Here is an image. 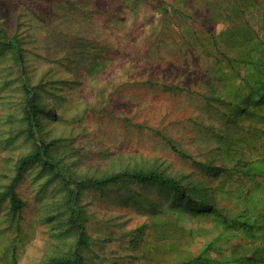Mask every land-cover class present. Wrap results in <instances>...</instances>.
Wrapping results in <instances>:
<instances>
[{
	"label": "rangeland",
	"instance_id": "rangeland-1",
	"mask_svg": "<svg viewBox=\"0 0 264 264\" xmlns=\"http://www.w3.org/2000/svg\"><path fill=\"white\" fill-rule=\"evenodd\" d=\"M234 6V0H0L1 42L16 39L20 49L18 57L0 44V195L20 160L44 141L54 143L52 159L67 176L101 177L141 168L182 179L195 175L206 181L223 213L242 212L257 181L231 171L235 162L229 163L218 145L221 132L229 140L236 137L247 153L244 160L251 161L252 147L239 140L246 131L226 130L225 108L209 105L196 92L204 94L201 82L212 65L205 52L210 33L223 31L220 21ZM245 16L264 39L259 7ZM25 83L53 111L36 138L30 137L25 119ZM209 161L230 172L204 175L200 163ZM221 183L225 187L219 191ZM128 186L122 193L136 188L161 201L155 185ZM16 191L21 209L14 212L9 199L0 203V264L73 257L79 236L68 225L62 177L35 163L25 167ZM117 193L86 189L80 196L90 244L80 254L87 264L264 260V228L250 233L223 226L215 213L193 215L169 205L158 210L127 206ZM250 214L252 223L258 221ZM158 227H168V236L158 235ZM140 230L146 234L136 248L129 240ZM199 256L203 260L194 261Z\"/></svg>",
	"mask_w": 264,
	"mask_h": 264
},
{
	"label": "trees",
	"instance_id": "trees-1",
	"mask_svg": "<svg viewBox=\"0 0 264 264\" xmlns=\"http://www.w3.org/2000/svg\"><path fill=\"white\" fill-rule=\"evenodd\" d=\"M234 5L233 13H229L223 21L219 20L226 25L223 31L218 35L210 33L211 42L205 46V52L212 65L208 69V77L201 82L204 85V94L196 92L209 105L224 107L225 110L221 115L224 128L226 130L238 128L241 132L246 131L239 140L247 143L249 147H253L264 138V39L254 34L245 12L248 9L259 7L262 12L261 21L264 25V0H234ZM15 42H17L16 39L12 42L7 39L5 43H2L0 39V44L14 49L18 56L20 49ZM24 86L27 93L25 119L29 126L30 137L36 138L42 126V120L52 117L53 111L48 110L40 103L37 95L32 93L27 83ZM173 87L167 86L166 88ZM229 138L228 135L224 136L221 132L218 150H222V155L227 157L229 163L235 162L231 171H241L250 181H257L260 186L261 182L264 183V159L245 161L244 157H247V153L235 142L236 137L232 140ZM36 144L35 151L20 160L17 174L0 195V203L9 199L14 212L21 209L23 200L18 195L16 188L23 177L24 169L32 164L42 163L64 180L68 188L67 206L70 213L68 225L75 229L79 236L73 257H53L41 264H87L84 256L80 254L82 247L90 246L86 229L87 219L83 208L79 206L80 196L86 189H96L101 194L114 189L118 192L115 195L117 200L127 206L130 204L145 206L148 210H158L161 206L169 205L175 210H185L193 215L198 213L206 216V214L215 213L223 226L240 228L250 233L256 229L264 228L261 227L259 220L255 223L250 221V216H252L250 209L243 210L235 217L223 213L225 211L218 207L217 201L209 193L206 181L196 178L195 175L188 174L182 179L163 170L141 168L124 169L101 177L75 178L65 175L61 166L53 161L51 154L53 142L43 141ZM200 165H202L203 173L206 176H219L224 171L230 172L228 166H216L212 161L206 164L200 163ZM126 185H155L160 191L161 201H154L143 196L137 192L136 188L122 193V190L125 189L123 187ZM224 187L225 184L221 183L218 190L221 191ZM132 200H136L135 203H132ZM158 228V235L163 236L168 232V227ZM145 234V230L137 231L130 238L129 243L136 248L140 247ZM165 239L167 240V238ZM202 260V256H199L194 261L201 262ZM204 262L211 263L208 260H204ZM257 264H264V260L260 258Z\"/></svg>",
	"mask_w": 264,
	"mask_h": 264
},
{
	"label": "crops",
	"instance_id": "crops-1",
	"mask_svg": "<svg viewBox=\"0 0 264 264\" xmlns=\"http://www.w3.org/2000/svg\"><path fill=\"white\" fill-rule=\"evenodd\" d=\"M264 138L261 141H258L256 145L252 147L253 156L251 161H259L264 159ZM264 182V181H263ZM255 185L258 189H255L252 193L250 204L243 207L242 210L250 209L253 213L255 219H258L260 222H264V183L261 182L262 187L257 183ZM256 187V188H257Z\"/></svg>",
	"mask_w": 264,
	"mask_h": 264
}]
</instances>
